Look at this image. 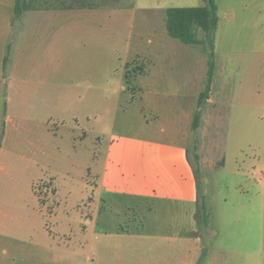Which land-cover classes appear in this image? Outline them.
I'll return each instance as SVG.
<instances>
[{"label":"crops","instance_id":"1","mask_svg":"<svg viewBox=\"0 0 264 264\" xmlns=\"http://www.w3.org/2000/svg\"><path fill=\"white\" fill-rule=\"evenodd\" d=\"M146 1L141 17L120 3L77 7L76 0L29 3L19 17L16 0H8L0 13V173L18 171L25 185L12 190L34 193V201L5 205L0 264H264V236L253 251L245 233L223 235L212 220L199 222L200 180L189 141L208 58L197 45L169 35L167 10L173 1H205ZM61 19L79 34L104 19L110 36L127 31L126 48L113 47L125 68L116 71L112 61L101 65L108 70L103 78L76 75L75 69L91 71L100 61L70 57L72 47L60 43ZM82 77L96 105L61 114V89ZM215 77L208 102L219 92ZM109 87L117 94L110 102ZM115 125L127 128L114 131ZM14 156L21 158L19 167ZM45 172L57 182L59 201L50 214L33 191ZM82 205L87 210L75 213ZM129 212L140 228L119 226ZM160 212L166 219L154 221ZM48 215L67 227L51 232ZM76 218L89 230L103 221L95 233L99 249L88 253L92 243L86 251L74 242L68 226Z\"/></svg>","mask_w":264,"mask_h":264},{"label":"rangeland","instance_id":"2","mask_svg":"<svg viewBox=\"0 0 264 264\" xmlns=\"http://www.w3.org/2000/svg\"><path fill=\"white\" fill-rule=\"evenodd\" d=\"M61 1L63 0H32L30 4L61 5ZM82 2L85 6L93 7L116 6L120 3V8L125 11L136 10L139 13L138 17L144 14L141 8L148 5L146 0H79L76 5L82 6ZM216 2L220 21L215 40L217 63L215 81L219 92L214 99L206 103L201 127L192 131L189 148L198 167L201 199L207 205L210 214L208 220H212L223 235L245 233L250 238L252 250L255 251L259 246V238L264 236V0H216ZM7 3L8 0H0V13H5ZM170 4L173 7H189V4L195 7L202 6L201 2L173 1ZM107 22L104 19L101 25L91 23L85 33L79 34L69 30L68 23L61 19L60 43L72 47L75 53L70 57L73 60L89 59L98 61L97 63L100 61V67L91 71L81 68L78 72L75 69L76 75L84 74L87 78L92 74H100L103 78L108 70L101 65L112 61L115 63L116 71L125 68L123 55L114 51L113 47L126 48L127 31L110 36L106 29ZM143 37L145 38V35ZM201 49L204 51L202 46H198V53L202 51ZM65 51L67 53V49ZM204 55L206 56L205 51ZM79 82L75 86L69 85L61 89L59 99L61 114L68 115L70 112L78 114L89 102L93 106L96 105L95 101L98 99L90 98L91 95L84 93L86 83H83V77ZM125 85H128V82ZM115 94L116 92L113 93L109 87L106 91L107 101L114 99ZM147 115L149 116V113ZM126 128V125H115L113 130ZM91 130V143L96 146L94 127L91 126ZM197 153L200 155L199 161L195 157ZM13 158L17 167L22 165L19 156ZM24 180L18 171L13 172V175L0 173V205H4L0 208V218H4L3 213H9L6 204L20 199L34 201L32 190L28 195L23 191L12 190L15 186L25 185ZM28 188H31L30 184ZM55 189L57 182L50 172H45L43 179L33 188L35 194L45 202L47 214L56 206L54 203L59 201L55 196ZM84 209L87 210V205L77 207L75 213L84 212ZM127 214L129 218L122 221L119 226L140 228L137 218L133 217L131 212ZM153 218L158 222L166 219L162 212ZM64 224L63 221L57 222L48 215L47 225L51 232H57L58 226L67 227ZM69 224V231L76 244L85 245L88 251L87 245L92 243L93 247H90L91 251L88 253L94 252L93 248L99 249L100 238L95 233H98L96 228L98 230L104 227L103 221L98 222L95 230L94 227L89 230L86 222L79 223L78 218L74 224ZM34 235H37V231ZM82 235L87 237L80 238Z\"/></svg>","mask_w":264,"mask_h":264},{"label":"trees","instance_id":"3","mask_svg":"<svg viewBox=\"0 0 264 264\" xmlns=\"http://www.w3.org/2000/svg\"><path fill=\"white\" fill-rule=\"evenodd\" d=\"M205 4L196 7H170L167 10V30L171 37L183 43L202 46L208 57V69L205 78L204 89L198 97L197 109L194 113L192 131L201 127L204 108L211 97L212 85L216 74V53L215 40L216 31L220 21L219 7L216 0H204ZM31 0H16L15 16H21ZM79 0H76V3ZM81 4L84 5V2ZM77 7H81L78 5ZM201 32L203 36H201ZM8 60V56L6 57ZM196 160H200L198 153ZM199 176L198 167L195 168ZM200 189V182H199ZM199 203V222L205 223L209 218L208 208L205 202L200 199Z\"/></svg>","mask_w":264,"mask_h":264}]
</instances>
